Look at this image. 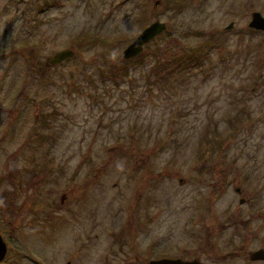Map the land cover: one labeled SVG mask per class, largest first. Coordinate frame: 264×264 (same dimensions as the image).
Listing matches in <instances>:
<instances>
[{
    "label": "rangeland",
    "instance_id": "1",
    "mask_svg": "<svg viewBox=\"0 0 264 264\" xmlns=\"http://www.w3.org/2000/svg\"><path fill=\"white\" fill-rule=\"evenodd\" d=\"M258 10L264 0H0V205L17 188L26 199L36 188L45 203L27 233L31 259L114 264L139 240L137 213L160 211L166 228L196 200L207 223L230 220L236 195L215 169L227 178L241 164L264 179V30L248 25ZM156 20L168 30L125 58ZM181 45L203 58L147 73L164 57L174 64ZM211 183L226 188L211 193ZM254 223L224 228L222 251L243 244ZM186 236L175 229L176 241ZM21 248L5 264H35Z\"/></svg>",
    "mask_w": 264,
    "mask_h": 264
},
{
    "label": "flooded vegetation",
    "instance_id": "2",
    "mask_svg": "<svg viewBox=\"0 0 264 264\" xmlns=\"http://www.w3.org/2000/svg\"><path fill=\"white\" fill-rule=\"evenodd\" d=\"M256 95L260 94H251L249 99ZM260 98L264 107V94H261ZM237 104L238 113L243 103L237 101ZM253 111L252 109L251 114ZM254 116H257V114ZM262 117L264 118V115ZM249 119L250 117L246 121L248 122ZM37 128L40 131L41 127ZM198 152L205 154L210 152V150L200 149ZM205 157L206 155H204ZM206 160L202 164L207 163ZM238 165L239 167L230 172L227 178L222 177L224 176L220 173L222 168L220 171H216L215 169V177L218 178L216 181L222 180L220 183L231 186L236 195L233 203L238 206L232 216H230L229 221L224 222L216 219L207 223L205 218L206 207L200 200H196L197 206L193 207V210H190V214H185L182 218H179L181 219L179 223H171L168 220L166 228H161L162 223L157 221L160 211L153 217L149 213H137L136 227H138L137 232L139 231L137 233L139 240H136L135 244L132 245L130 256L122 253L120 261H115L114 264H151L152 261L162 259L179 261L177 264H235V260H239L242 263L245 262V264H264V257L255 260L251 259L253 252L264 249V179L261 180L258 177H253L254 173L251 175L250 170L242 171V165ZM213 168L216 167L213 166ZM14 176L18 175L14 174ZM16 184L13 183L14 186ZM226 185L220 184L217 186L215 183H211L210 192L224 191ZM34 189L32 196L30 195L26 199L23 190L17 188L20 192L13 191L12 198L4 206L0 205V234L6 244V253L0 264H5L7 259H10V263H13L16 257L15 254L21 258L23 255L21 247L29 249L24 253L28 261H32L35 264H43L42 261L35 258L31 259L34 256L29 255V253H34L33 247L29 246V243H26L29 227L34 223V218L38 217L39 220L41 219L42 206L45 207V203L42 200L37 201V191L36 188ZM37 189H39L38 195H40L43 191L40 190V187ZM140 199L145 200L146 198ZM206 206L207 208L212 207L214 211L219 210L217 204L212 202H208ZM153 220H155V224ZM250 222H255V226L252 229V226H245L249 230L250 235H247L246 232L244 233L243 244L237 246L230 245L229 250L225 249L226 251H222V246L219 244V233L224 228L231 227L232 225L243 226ZM202 226H207L208 232L198 235L196 233L197 228ZM177 228L184 229L187 233L184 240L176 241L174 231ZM234 230H238L236 233L238 236L240 229L235 228ZM140 234H146V241L144 243V238ZM153 235L154 239H151L150 237ZM253 236H258V244L256 246H254L252 240ZM29 239H27V242ZM41 258L45 264L46 259ZM67 263L71 264L69 261Z\"/></svg>",
    "mask_w": 264,
    "mask_h": 264
},
{
    "label": "water",
    "instance_id": "3",
    "mask_svg": "<svg viewBox=\"0 0 264 264\" xmlns=\"http://www.w3.org/2000/svg\"><path fill=\"white\" fill-rule=\"evenodd\" d=\"M233 23L229 25L228 28L232 27ZM249 27L254 28L256 30H264V16L262 13L258 11H254L251 16V20L248 23ZM167 28V24L161 22L159 20L154 21L149 26L145 27L130 44L124 49V57L129 58L131 56L136 55L142 50L143 44L154 38L159 33L165 31ZM72 55L71 50H62L58 52L53 58L49 61L52 64H55L62 59ZM6 253V244L2 239L0 234V261L4 258ZM251 259H257L264 257V249L257 250L251 254ZM179 261H171L167 259L155 260L152 261L151 264H177ZM70 264V263H67Z\"/></svg>",
    "mask_w": 264,
    "mask_h": 264
},
{
    "label": "trees",
    "instance_id": "4",
    "mask_svg": "<svg viewBox=\"0 0 264 264\" xmlns=\"http://www.w3.org/2000/svg\"><path fill=\"white\" fill-rule=\"evenodd\" d=\"M85 41H87V38H82L80 41L76 40L75 44L77 46L81 47L83 45V42H85ZM179 42H181V41H179ZM181 43L183 44V46L185 45L184 42H181ZM183 46L181 45V47H180V49L178 51V55H176V58L173 61L174 64L170 62V57H168V58L164 57L163 59L166 60L165 63L158 64V65L152 67L151 69L148 70L147 73L151 74L152 70L156 69L158 71V74H165V72L167 70L173 69L174 66H176L178 63L183 62L184 59L188 60L189 58H192V56H197V57H199V59L203 58L201 50H200L199 54L197 52H195V53H193V55L187 56L188 51H184ZM170 50L172 51L173 49H170ZM190 62L191 63L197 62V60L194 61V59H192ZM160 66L162 67V69H160ZM122 69H125V66H123Z\"/></svg>",
    "mask_w": 264,
    "mask_h": 264
},
{
    "label": "bare ground",
    "instance_id": "5",
    "mask_svg": "<svg viewBox=\"0 0 264 264\" xmlns=\"http://www.w3.org/2000/svg\"><path fill=\"white\" fill-rule=\"evenodd\" d=\"M167 28H168V25H167ZM167 28H166V30H168ZM169 33H170V32H169ZM142 57H143V55H142ZM142 57H141V58H142ZM178 66H182V65L178 63V64L176 65V67H178ZM171 70H172V69H169V70H167L165 73H166V74H170V73L172 72ZM152 72L154 73V77H153V78H158V75H159V74H158V71H157L156 69H153ZM161 75H164V74H161Z\"/></svg>",
    "mask_w": 264,
    "mask_h": 264
}]
</instances>
